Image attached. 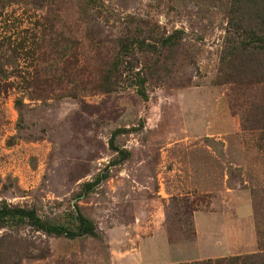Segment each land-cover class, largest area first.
Segmentation results:
<instances>
[{
	"label": "rangeland",
	"instance_id": "374dc122",
	"mask_svg": "<svg viewBox=\"0 0 264 264\" xmlns=\"http://www.w3.org/2000/svg\"><path fill=\"white\" fill-rule=\"evenodd\" d=\"M2 38L0 264H264V0H0Z\"/></svg>",
	"mask_w": 264,
	"mask_h": 264
},
{
	"label": "crops",
	"instance_id": "0c3cea01",
	"mask_svg": "<svg viewBox=\"0 0 264 264\" xmlns=\"http://www.w3.org/2000/svg\"><path fill=\"white\" fill-rule=\"evenodd\" d=\"M231 222L234 223L236 229L229 233H225V230L220 229L224 226L214 224L209 222V220L199 225L197 223L195 224L197 235L199 236L200 234L202 237H207V242H201L202 247L199 246L198 253H201L199 258L223 256L253 249L255 246V232L252 222H250V230L239 229L242 226L249 225V222L243 219H234ZM205 227L209 229L204 231ZM247 236L250 237V240L252 239L250 243L246 242Z\"/></svg>",
	"mask_w": 264,
	"mask_h": 264
},
{
	"label": "trees",
	"instance_id": "16d2710c",
	"mask_svg": "<svg viewBox=\"0 0 264 264\" xmlns=\"http://www.w3.org/2000/svg\"><path fill=\"white\" fill-rule=\"evenodd\" d=\"M2 48H7L10 49L11 48V43L9 42V39L4 40L3 38L0 39V49ZM12 49V48H11ZM143 81H140L138 84L140 85L138 88V92H140L141 94H143V85H142ZM6 214H10V211L7 209H0V218ZM35 221H37L35 219ZM80 224H83V219L80 218L79 220ZM46 230L48 232H52V233H62L65 235H74L75 232L67 230L61 226H48L46 228ZM264 249V248H263ZM237 258H228L223 260L224 263L222 264H238V262H236ZM188 264H219L218 261L214 260H206V261H198V262H194V263H188Z\"/></svg>",
	"mask_w": 264,
	"mask_h": 264
}]
</instances>
